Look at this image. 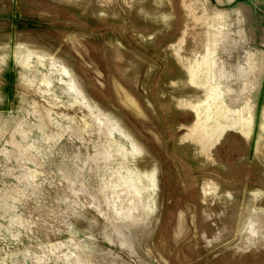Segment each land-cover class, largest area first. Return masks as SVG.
I'll list each match as a JSON object with an SVG mask.
<instances>
[{"label": "rangeland", "instance_id": "374dc122", "mask_svg": "<svg viewBox=\"0 0 264 264\" xmlns=\"http://www.w3.org/2000/svg\"><path fill=\"white\" fill-rule=\"evenodd\" d=\"M0 264H264V0H0Z\"/></svg>", "mask_w": 264, "mask_h": 264}]
</instances>
